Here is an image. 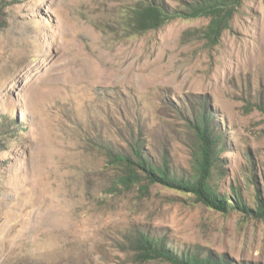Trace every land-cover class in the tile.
<instances>
[{
	"label": "rangeland",
	"instance_id": "1",
	"mask_svg": "<svg viewBox=\"0 0 264 264\" xmlns=\"http://www.w3.org/2000/svg\"><path fill=\"white\" fill-rule=\"evenodd\" d=\"M203 110L211 182L252 210L148 177L146 158L193 179ZM257 199L264 0H0V264H174L141 237L264 264Z\"/></svg>",
	"mask_w": 264,
	"mask_h": 264
},
{
	"label": "trees",
	"instance_id": "2",
	"mask_svg": "<svg viewBox=\"0 0 264 264\" xmlns=\"http://www.w3.org/2000/svg\"><path fill=\"white\" fill-rule=\"evenodd\" d=\"M146 5L150 9L149 17L156 20L155 25H160L162 23L161 18H163V12L160 8L163 7V5L166 7L165 4L154 5L152 3ZM227 5H230L229 1ZM171 14L174 15L175 11L172 10ZM206 114L207 113L203 110L200 116V120H203L202 124L199 122V118L195 119V123L197 124L198 130L200 131V133H198L199 137L203 140V157L197 161L196 171L192 175L193 179L187 178L186 175L177 173L176 171L172 172L168 163H166L167 161L160 166L156 163L154 164L151 160L146 158L143 159V162L144 167L148 168V177L152 182L158 181L164 184H172L181 188L194 190L202 202L210 206L220 208L224 211L239 207H243L246 210H252V208L244 201V199H242V195L238 196L235 194L234 196L237 200H234L233 197L229 199L227 195L221 194L219 185L211 182L213 175L212 162L215 164L214 161L216 159L212 153V148L213 146H216V143H211L212 136H210L208 133ZM136 148L139 156L144 158L142 152L143 145H141L140 142H136ZM116 157L119 160L126 162L125 165L129 168L131 173L136 174V169L133 167V161H131L132 159L129 154L128 156H123L118 152L116 153ZM233 192L237 193V189L235 188ZM255 208L256 210H254V213L264 215V203H261L260 200H258ZM138 246L139 250L141 251L140 254L146 260L151 258H165L171 260L174 264H231V262L225 257L222 259L220 257L214 256L213 254L202 255L199 250L192 249L188 251H179L178 249L170 247L166 242L161 241L159 238L156 239L155 237L139 238Z\"/></svg>",
	"mask_w": 264,
	"mask_h": 264
}]
</instances>
